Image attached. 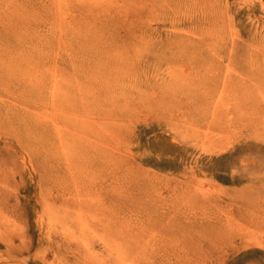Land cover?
Here are the masks:
<instances>
[{"label":"rangeland","instance_id":"rangeland-1","mask_svg":"<svg viewBox=\"0 0 264 264\" xmlns=\"http://www.w3.org/2000/svg\"><path fill=\"white\" fill-rule=\"evenodd\" d=\"M51 1L0 0V264H264V0Z\"/></svg>","mask_w":264,"mask_h":264},{"label":"bare ground","instance_id":"bare-ground-1","mask_svg":"<svg viewBox=\"0 0 264 264\" xmlns=\"http://www.w3.org/2000/svg\"><path fill=\"white\" fill-rule=\"evenodd\" d=\"M58 1L59 0H52L50 2L52 8L49 10V14H52L53 18L55 19V21H52V23H51V28H55L56 26H59V27L62 26V31H60L59 33L54 32L51 35V38H52L53 42L61 43V41H62L61 40V36L64 35V34L67 35V33L64 32V31H66V30L67 31H71V24L68 23L69 21H65V19L59 21V19H61L63 17H66L68 15V14L64 13V11H62V10H66V8H70L71 4L75 5V6H81V4L83 3V0H73L72 2H71V0H64L63 2L61 1V2L57 3ZM16 7L18 8V10H20L19 4ZM15 11L19 14V12L16 10V8H15ZM108 12H110V11H108ZM63 23H68L67 24L68 27H65V26L61 25ZM21 25L25 26V22H23ZM15 27H16V25H14V24L7 23L5 25V28L3 29V34H4V36H7V37H5L3 39V41L0 42L1 46L4 47L11 41L13 36H9V35H10V33L14 34L17 31L18 27H16V28ZM157 31H158V29L141 30L140 33H148V32L156 33ZM158 50H159V48L157 49V51H155V48L153 46L145 48L146 58H148V61H150V60L152 61L153 59H155L156 61L161 63V62L166 61L167 59L174 60V59L178 58V57L173 56V55H165V54H161L159 56H156L157 53H158ZM6 63H7V67L11 69L10 60L7 59ZM56 95L57 96H55V98H56L57 101H59L60 100L59 99V94H56ZM67 98H68V96L64 95V100H67ZM7 110L9 111L8 108H7ZM13 130H17V128H14ZM94 136H99V135H97L96 133L92 132L91 137H90L91 141H88L85 144V146L90 148V151H91L92 155L95 154V151H97V150H99L101 148V145L104 142L103 138L101 140H97V138H95V140L93 141ZM96 153H99V151L96 152ZM79 220H81V217H79ZM0 221L1 222L5 221L4 212L2 211L1 208H0ZM79 225H80L81 228H83L82 227L83 226L82 222H80ZM10 232L11 231H9V233ZM8 241L10 242L9 239H8ZM5 248H6L5 252L10 256L8 258H11L12 256H14L15 248L12 246V244H8L7 243Z\"/></svg>","mask_w":264,"mask_h":264}]
</instances>
